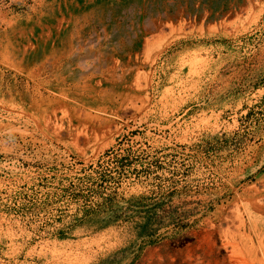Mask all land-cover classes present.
<instances>
[{
	"label": "rangeland",
	"instance_id": "374dc122",
	"mask_svg": "<svg viewBox=\"0 0 264 264\" xmlns=\"http://www.w3.org/2000/svg\"><path fill=\"white\" fill-rule=\"evenodd\" d=\"M0 264H264V0H0Z\"/></svg>",
	"mask_w": 264,
	"mask_h": 264
}]
</instances>
